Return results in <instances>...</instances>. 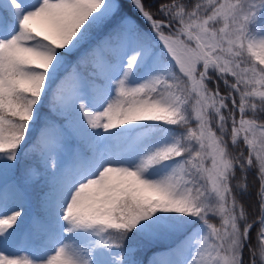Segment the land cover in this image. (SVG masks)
Instances as JSON below:
<instances>
[{
	"label": "snow or ice",
	"instance_id": "obj_1",
	"mask_svg": "<svg viewBox=\"0 0 264 264\" xmlns=\"http://www.w3.org/2000/svg\"><path fill=\"white\" fill-rule=\"evenodd\" d=\"M0 264H264V0H0Z\"/></svg>",
	"mask_w": 264,
	"mask_h": 264
},
{
	"label": "rangeland",
	"instance_id": "obj_2",
	"mask_svg": "<svg viewBox=\"0 0 264 264\" xmlns=\"http://www.w3.org/2000/svg\"><path fill=\"white\" fill-rule=\"evenodd\" d=\"M150 255V252H145L144 258L145 260L147 259V257Z\"/></svg>",
	"mask_w": 264,
	"mask_h": 264
},
{
	"label": "trees",
	"instance_id": "obj_3",
	"mask_svg": "<svg viewBox=\"0 0 264 264\" xmlns=\"http://www.w3.org/2000/svg\"><path fill=\"white\" fill-rule=\"evenodd\" d=\"M145 255V254H144Z\"/></svg>",
	"mask_w": 264,
	"mask_h": 264
}]
</instances>
